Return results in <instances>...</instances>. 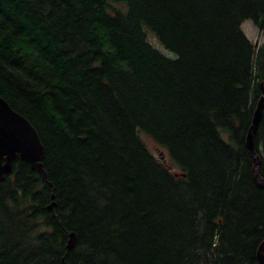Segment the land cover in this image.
<instances>
[{
	"label": "trees",
	"instance_id": "16d2710c",
	"mask_svg": "<svg viewBox=\"0 0 264 264\" xmlns=\"http://www.w3.org/2000/svg\"><path fill=\"white\" fill-rule=\"evenodd\" d=\"M247 20L264 39V0H0V97L46 173L16 159L0 184V264H258ZM254 146L264 179V108Z\"/></svg>",
	"mask_w": 264,
	"mask_h": 264
},
{
	"label": "water",
	"instance_id": "95a60500",
	"mask_svg": "<svg viewBox=\"0 0 264 264\" xmlns=\"http://www.w3.org/2000/svg\"><path fill=\"white\" fill-rule=\"evenodd\" d=\"M260 91V98L246 136V148L252 158L253 179L264 188V179L259 174L260 160L254 146V135L258 130L264 108V81L260 83ZM159 156L163 160L162 153ZM44 157L45 149L35 128L0 97V184L12 172L13 162L16 159L27 163L32 171L46 179L42 164ZM53 207L54 203L51 204L50 209ZM75 241V234L70 233L66 245L68 251L73 249ZM257 262L264 264V241L258 247Z\"/></svg>",
	"mask_w": 264,
	"mask_h": 264
},
{
	"label": "rangeland",
	"instance_id": "374dc122",
	"mask_svg": "<svg viewBox=\"0 0 264 264\" xmlns=\"http://www.w3.org/2000/svg\"><path fill=\"white\" fill-rule=\"evenodd\" d=\"M241 30L244 33L245 37L249 40V42H251L252 44H261L263 43L264 39L263 36L260 35V33L258 32L257 28L254 26V24L252 23V21H244L241 25ZM144 31L146 33V38H147V42L157 51H159L163 56H165L166 58H170V59H174L175 55L171 52H169L168 50L164 49V47H162L159 42L156 40V38L153 36V34L146 29V27L144 28ZM145 146L147 148V150L156 158L159 157V153L162 151V149L159 148V146L157 144H155L150 138L141 135ZM166 160V159H165ZM70 234V233H69ZM69 236V235H68Z\"/></svg>",
	"mask_w": 264,
	"mask_h": 264
},
{
	"label": "bare ground",
	"instance_id": "6f19581e",
	"mask_svg": "<svg viewBox=\"0 0 264 264\" xmlns=\"http://www.w3.org/2000/svg\"><path fill=\"white\" fill-rule=\"evenodd\" d=\"M164 159V158H163Z\"/></svg>",
	"mask_w": 264,
	"mask_h": 264
}]
</instances>
